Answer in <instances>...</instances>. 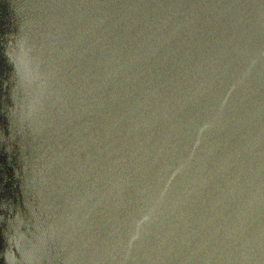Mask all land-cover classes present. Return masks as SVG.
I'll use <instances>...</instances> for the list:
<instances>
[{"label":"water","instance_id":"water-1","mask_svg":"<svg viewBox=\"0 0 264 264\" xmlns=\"http://www.w3.org/2000/svg\"><path fill=\"white\" fill-rule=\"evenodd\" d=\"M0 264H264V0H0Z\"/></svg>","mask_w":264,"mask_h":264}]
</instances>
